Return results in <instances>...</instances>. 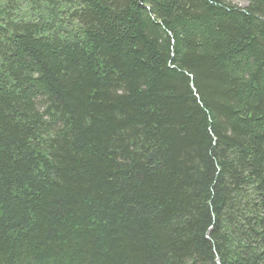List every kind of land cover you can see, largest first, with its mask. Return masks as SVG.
Instances as JSON below:
<instances>
[{"label": "trees", "instance_id": "16d2710c", "mask_svg": "<svg viewBox=\"0 0 264 264\" xmlns=\"http://www.w3.org/2000/svg\"><path fill=\"white\" fill-rule=\"evenodd\" d=\"M0 0V264H264V0Z\"/></svg>", "mask_w": 264, "mask_h": 264}, {"label": "rangeland", "instance_id": "374dc122", "mask_svg": "<svg viewBox=\"0 0 264 264\" xmlns=\"http://www.w3.org/2000/svg\"><path fill=\"white\" fill-rule=\"evenodd\" d=\"M234 3L237 4L238 6H244L245 5V3L241 0H235Z\"/></svg>", "mask_w": 264, "mask_h": 264}]
</instances>
